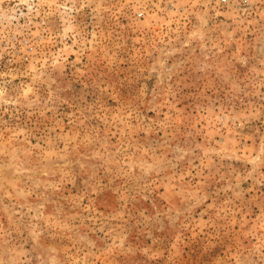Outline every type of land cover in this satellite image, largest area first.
Returning <instances> with one entry per match:
<instances>
[{
  "label": "rangeland",
  "instance_id": "374dc122",
  "mask_svg": "<svg viewBox=\"0 0 264 264\" xmlns=\"http://www.w3.org/2000/svg\"><path fill=\"white\" fill-rule=\"evenodd\" d=\"M250 3L0 0V264H264Z\"/></svg>",
  "mask_w": 264,
  "mask_h": 264
},
{
  "label": "built area",
  "instance_id": "2783aa9c",
  "mask_svg": "<svg viewBox=\"0 0 264 264\" xmlns=\"http://www.w3.org/2000/svg\"><path fill=\"white\" fill-rule=\"evenodd\" d=\"M217 3L222 7L232 8L236 11H239L243 15L249 14L252 9L250 0H217ZM143 16H144L143 12L139 13V17H143Z\"/></svg>",
  "mask_w": 264,
  "mask_h": 264
}]
</instances>
